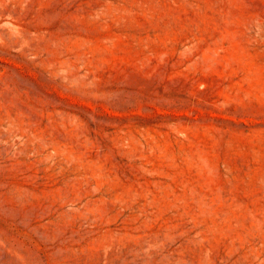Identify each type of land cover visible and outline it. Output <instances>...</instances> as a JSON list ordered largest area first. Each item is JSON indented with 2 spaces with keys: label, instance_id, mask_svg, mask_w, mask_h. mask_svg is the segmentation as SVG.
<instances>
[{
  "label": "rangeland",
  "instance_id": "rangeland-1",
  "mask_svg": "<svg viewBox=\"0 0 264 264\" xmlns=\"http://www.w3.org/2000/svg\"><path fill=\"white\" fill-rule=\"evenodd\" d=\"M0 264H264V0H0Z\"/></svg>",
  "mask_w": 264,
  "mask_h": 264
}]
</instances>
